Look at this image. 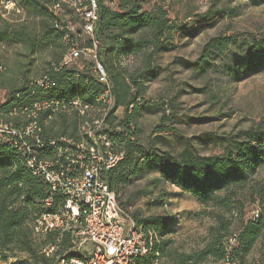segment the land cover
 <instances>
[{"label":"trees","instance_id":"1","mask_svg":"<svg viewBox=\"0 0 264 264\" xmlns=\"http://www.w3.org/2000/svg\"><path fill=\"white\" fill-rule=\"evenodd\" d=\"M11 1L19 5L16 4V7L22 10L23 17L20 21L8 19L2 16L5 11L0 10V53L8 52L6 49L9 45L18 46L23 58L34 57L48 50L49 59L38 77L45 74L52 84L42 92L40 87L30 84L37 76L32 75L30 69L22 68L29 63H22L21 60V67L12 72L7 69L0 55V88L6 94L5 101L0 103V119L14 126L26 123L29 118L22 107L43 100L67 103L80 99L95 105L102 86L92 73V62L81 57V70L67 66L59 69L54 67L72 44L89 46L88 38L82 36L81 26L77 30L64 27L66 20L74 23V12L64 11L67 3L62 7L63 17L57 18L49 10L50 0ZM252 1L254 4L264 2ZM96 2L98 20L93 32L97 40V57L109 77L114 95L113 108L104 120V131L115 141L117 148L125 151L124 157L106 173L110 188L113 190L116 176H120L123 182H129L130 177L134 176L137 165L134 159L144 156L150 162H155L163 179L193 194L201 205L218 209L213 214L216 226L211 227L204 248L197 253L180 254L178 264L197 263L208 257L223 260L227 255L224 242L234 232L237 241L228 253L231 259L243 264L253 247L264 238V210L260 211L256 219L242 220L241 227L234 232H229L231 223L225 212L232 214L235 209L243 210L244 202L238 191L249 183L264 163V132L247 130L241 133L246 135L244 139L224 138L228 143L224 147V154L195 156L189 152L182 156L181 161L176 155H154L153 151L142 149L137 141L135 121L129 111L136 110L142 102L144 74L152 71L155 51L167 48L162 41L170 39L176 25L161 8L146 11L139 0H119L118 9L105 7L101 0ZM56 21L63 28L56 27ZM241 41L240 47H246L243 55L233 54L231 61L235 63L231 62L233 64L227 66L230 74L235 73L238 78L264 67V39L245 38ZM231 42L238 41L231 35L211 38L201 50L199 61L209 64L207 58L216 60L227 57L233 52ZM128 55L142 56L141 67L128 73L129 77L123 75L124 69H118L115 62L117 57ZM119 108L125 111L121 118L116 113ZM35 119L40 124L39 136L44 144L57 137L77 141L84 138L83 117L75 109L53 114L50 109H42L37 112ZM37 152L47 158L54 156L48 145L38 148ZM20 159L21 155L14 143H0V259L6 260L12 256L17 257V261L12 264H53L55 258L47 256L42 247L53 242L57 232H49L43 242L36 243L31 228L43 208L42 200L47 195L48 185L40 176L33 175L23 167ZM254 191L259 193V199L263 201L262 188ZM140 224L144 232L151 231L156 236L149 256L137 263L150 264L156 255L163 254L169 244L170 240L159 239L171 232V228L161 215H149ZM65 240L62 238L59 246L66 244ZM58 248L56 252H59Z\"/></svg>","mask_w":264,"mask_h":264},{"label":"rangeland","instance_id":"2","mask_svg":"<svg viewBox=\"0 0 264 264\" xmlns=\"http://www.w3.org/2000/svg\"><path fill=\"white\" fill-rule=\"evenodd\" d=\"M7 1L0 0V10L5 11L2 16L20 21L22 10L17 8V11ZM118 1L101 0L109 9H118ZM139 1L146 11L161 8L176 25L170 39L162 41L167 48L155 51L152 71L144 74L142 102L136 110L129 111L135 121L137 141L141 148L153 151L154 155H176L181 161L182 156L189 152L195 156L224 154V147L228 145L224 138L244 139L246 135L241 133L247 130L264 132V67L241 78L236 77L235 73L230 74L227 68L235 63L231 61L233 54L243 55L246 47H240L242 39H264V2ZM65 3L64 11L74 12L72 21L77 30L81 24L75 13L81 4L79 0H66ZM230 35L238 41L230 43L232 53L223 59L207 58L209 64L199 61L201 50L211 38ZM82 36L87 37L84 33ZM6 50L8 52H1L0 55L12 72L19 69L22 60V63L30 64L22 68L30 69L31 74L38 77L49 59L48 50L30 58L20 56L21 49L16 45L7 46ZM141 57H117L115 62L118 69H124L123 75L129 77L128 73L141 67ZM195 61L198 63L193 64ZM131 91L135 92L134 87ZM5 99V91L0 88V103ZM116 113L121 118L125 111L119 108ZM134 163L137 164L136 169L129 182L121 181L120 176L115 178L113 190L118 203L140 228V222L149 215L164 216L171 228V232L159 239L166 238L170 240L169 244L163 254L156 255L150 264H178L180 254H193L203 249L209 240L211 227L216 226L213 214L218 209L201 205L193 194L163 179L155 162L143 156L134 159ZM251 178L238 191L244 202L243 210L235 209L232 214L225 212L231 223L229 232L238 230L242 220L251 218L253 210L257 209L259 213L264 210V200L261 201L259 193L254 191L261 187L264 192V163ZM33 237L36 243L46 239V236ZM56 238L57 234L52 240ZM62 238L66 239V244H60L59 253H71L78 249L80 242L77 238L64 234L59 241ZM83 247L78 251L85 255L91 245L86 242ZM250 253L243 264H264V238ZM0 260L2 264H12L17 257ZM186 264H224V261L208 257L204 261Z\"/></svg>","mask_w":264,"mask_h":264},{"label":"built area","instance_id":"3","mask_svg":"<svg viewBox=\"0 0 264 264\" xmlns=\"http://www.w3.org/2000/svg\"><path fill=\"white\" fill-rule=\"evenodd\" d=\"M65 1L50 0L49 10L55 17H63ZM7 2L19 11L13 1ZM79 3L81 6L76 8V14L82 20L81 29L89 40V46L72 44L54 67L81 70V57L92 62V73L102 86L95 99L96 104L74 99L67 103L43 100L30 106L24 105L22 109L29 118L26 123L14 126L0 119V143H14L21 155L22 166L33 175L40 176L48 185L47 195L42 200L43 208L31 228L33 236L57 232L56 240L42 247L47 256L55 258L53 264H137L149 256L156 236L151 231L144 232L136 224L128 211L120 206L115 191L106 180L107 171L124 157L125 151L117 148L115 141L104 131V120L113 108L114 95L109 77L97 57V40L93 30L98 20V2L79 0ZM55 26L63 28L57 21ZM64 27L73 30L74 24L66 20ZM30 84L44 92L52 83L44 74ZM42 109H50L51 114L75 109L83 117V140L57 137L44 144L39 136L40 124L35 119ZM44 145H48L54 153L53 158L40 156L37 152ZM258 215L259 210H253L251 219H256ZM64 234L78 239V249L86 242L90 243V249L85 255L78 249L71 253L56 252L59 237ZM236 241V232L225 240L227 255L223 259L224 264H238L228 253Z\"/></svg>","mask_w":264,"mask_h":264},{"label":"snow or ice","instance_id":"4","mask_svg":"<svg viewBox=\"0 0 264 264\" xmlns=\"http://www.w3.org/2000/svg\"><path fill=\"white\" fill-rule=\"evenodd\" d=\"M110 251H113V252H114V251H115V249H110Z\"/></svg>","mask_w":264,"mask_h":264},{"label":"crops","instance_id":"5","mask_svg":"<svg viewBox=\"0 0 264 264\" xmlns=\"http://www.w3.org/2000/svg\"><path fill=\"white\" fill-rule=\"evenodd\" d=\"M3 262L0 260V264H2Z\"/></svg>","mask_w":264,"mask_h":264}]
</instances>
